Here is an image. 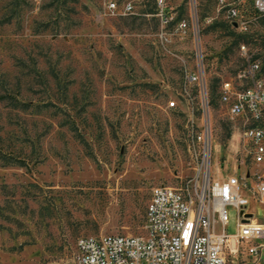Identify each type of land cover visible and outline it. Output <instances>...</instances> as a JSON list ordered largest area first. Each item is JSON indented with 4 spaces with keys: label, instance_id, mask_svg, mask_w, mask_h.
Here are the masks:
<instances>
[{
    "label": "rangeland",
    "instance_id": "1",
    "mask_svg": "<svg viewBox=\"0 0 264 264\" xmlns=\"http://www.w3.org/2000/svg\"><path fill=\"white\" fill-rule=\"evenodd\" d=\"M107 1L0 0V264H80L81 235H145L153 188L202 185L204 163L212 180L264 176L220 100L241 43L264 63V20L243 33L218 0H165L163 24L158 0Z\"/></svg>",
    "mask_w": 264,
    "mask_h": 264
},
{
    "label": "built area",
    "instance_id": "2",
    "mask_svg": "<svg viewBox=\"0 0 264 264\" xmlns=\"http://www.w3.org/2000/svg\"><path fill=\"white\" fill-rule=\"evenodd\" d=\"M158 6V16L167 24L169 6L165 0H158ZM106 8L113 14H122L132 10L133 5L126 3L121 10L116 1L108 0ZM193 11L196 14L195 3ZM217 12L233 29L251 33L264 20V0H218ZM179 27L185 32L188 24L182 22ZM195 30L199 40L197 17ZM240 53L242 65L234 78L222 82L220 100L227 106L231 118L241 120L243 138L250 146L252 160L261 164L264 162V63L246 43L240 44ZM193 78L201 85L206 110L203 70ZM169 105L175 106L176 102L171 101ZM203 171L202 185L153 188L147 207V234L79 236L80 264H264V222L248 212L247 194H256L261 199L264 176L258 174V180L249 185L237 175L212 180L208 174L207 178L205 163ZM229 205L237 208L235 231L227 228Z\"/></svg>",
    "mask_w": 264,
    "mask_h": 264
},
{
    "label": "bare ground",
    "instance_id": "3",
    "mask_svg": "<svg viewBox=\"0 0 264 264\" xmlns=\"http://www.w3.org/2000/svg\"><path fill=\"white\" fill-rule=\"evenodd\" d=\"M205 139H206L207 150H210V146H211L212 144H211V136H210L209 129L206 131ZM206 162H209V158H207ZM206 174H207V170H206ZM207 175H208V174H207Z\"/></svg>",
    "mask_w": 264,
    "mask_h": 264
},
{
    "label": "water",
    "instance_id": "4",
    "mask_svg": "<svg viewBox=\"0 0 264 264\" xmlns=\"http://www.w3.org/2000/svg\"><path fill=\"white\" fill-rule=\"evenodd\" d=\"M193 9H194V3H193ZM198 36H199V33H198ZM208 128H209V127L207 126V130H208Z\"/></svg>",
    "mask_w": 264,
    "mask_h": 264
}]
</instances>
